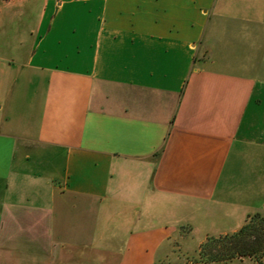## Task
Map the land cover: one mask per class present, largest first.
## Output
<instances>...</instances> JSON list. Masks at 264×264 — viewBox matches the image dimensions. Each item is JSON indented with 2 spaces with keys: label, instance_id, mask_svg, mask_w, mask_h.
<instances>
[{
  "label": "crops",
  "instance_id": "crops-1",
  "mask_svg": "<svg viewBox=\"0 0 264 264\" xmlns=\"http://www.w3.org/2000/svg\"><path fill=\"white\" fill-rule=\"evenodd\" d=\"M253 214L264 0H0V264H256L184 261Z\"/></svg>",
  "mask_w": 264,
  "mask_h": 264
},
{
  "label": "trees",
  "instance_id": "trees-1",
  "mask_svg": "<svg viewBox=\"0 0 264 264\" xmlns=\"http://www.w3.org/2000/svg\"><path fill=\"white\" fill-rule=\"evenodd\" d=\"M253 219L259 221V228L252 225ZM263 229L264 220L258 214L247 216L245 224L236 233L218 238H207L201 244L198 255L200 259L205 257L203 263L226 262L249 257L254 259L256 264H262L261 259L264 256Z\"/></svg>",
  "mask_w": 264,
  "mask_h": 264
},
{
  "label": "rangeland",
  "instance_id": "rangeland-1",
  "mask_svg": "<svg viewBox=\"0 0 264 264\" xmlns=\"http://www.w3.org/2000/svg\"><path fill=\"white\" fill-rule=\"evenodd\" d=\"M17 6H19V4H17ZM9 32V31H8ZM252 225H255L257 228H259V226H260V224H259V221L258 220H256V219H253L252 221ZM264 230V229H263ZM196 242V240L195 239H193V241L191 240V242L190 243H195ZM218 242H221V241H218ZM259 255V254H258ZM255 257H257V256H255ZM172 258H174V256H172ZM199 258V259H198ZM187 260H184V261H188L189 259H191L193 262H195L196 260H199V261H204L205 260V257H202L201 259H200V256L197 254V255H195V256H188L187 258H186ZM183 261V262H184ZM232 264H239V263H237V262H235V263H232ZM243 264H248V261H246V262H244Z\"/></svg>",
  "mask_w": 264,
  "mask_h": 264
}]
</instances>
